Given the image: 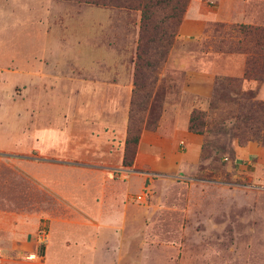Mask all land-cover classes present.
Here are the masks:
<instances>
[{"label":"rangeland","instance_id":"rangeland-1","mask_svg":"<svg viewBox=\"0 0 264 264\" xmlns=\"http://www.w3.org/2000/svg\"><path fill=\"white\" fill-rule=\"evenodd\" d=\"M130 5L0 0V264H264V0H188L138 87Z\"/></svg>","mask_w":264,"mask_h":264},{"label":"trees","instance_id":"trees-1","mask_svg":"<svg viewBox=\"0 0 264 264\" xmlns=\"http://www.w3.org/2000/svg\"><path fill=\"white\" fill-rule=\"evenodd\" d=\"M95 3L129 6L136 2L141 9L139 41L136 49L135 85L138 87V71L145 67L155 70L164 61L176 35L184 6L188 0H84ZM157 11L163 15L154 22ZM249 55L246 60L244 77L264 80V26L241 25ZM258 111H264V105L254 102Z\"/></svg>","mask_w":264,"mask_h":264},{"label":"crops","instance_id":"crops-1","mask_svg":"<svg viewBox=\"0 0 264 264\" xmlns=\"http://www.w3.org/2000/svg\"><path fill=\"white\" fill-rule=\"evenodd\" d=\"M54 47H55V48H57V47H56V45H54V46H51L50 48H54ZM55 51H56V50H54L53 52H55ZM55 53H56V52H55Z\"/></svg>","mask_w":264,"mask_h":264}]
</instances>
